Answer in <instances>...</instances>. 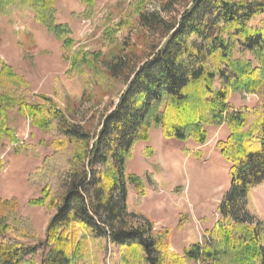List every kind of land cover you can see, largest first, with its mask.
I'll use <instances>...</instances> for the list:
<instances>
[{
	"label": "trees",
	"instance_id": "obj_1",
	"mask_svg": "<svg viewBox=\"0 0 264 264\" xmlns=\"http://www.w3.org/2000/svg\"><path fill=\"white\" fill-rule=\"evenodd\" d=\"M80 1L87 11L95 2ZM17 9L32 13L62 48L71 44L68 29L56 24L53 0H0V13ZM136 15L140 26L160 31L165 41L124 76L125 87L96 130L50 99L33 97L27 82L0 64V141H16L8 125L9 112L16 111L31 126L53 133V154L45 163L54 157L59 162L48 170L57 172L56 180L44 178L41 196L31 202L54 210L43 238L16 215L13 203L0 201V264H89L84 242L104 255L115 248V264H264V224L250 208L251 192L264 183V0H190L170 21L143 10ZM120 65L111 71L121 72ZM237 90L256 93L260 105L236 109L228 96ZM223 124L229 134L219 152L230 170L217 208L221 220L204 243L178 257L168 234L154 233L149 220L128 211L127 191L136 182L126 162L152 127L166 138L203 143L205 126Z\"/></svg>",
	"mask_w": 264,
	"mask_h": 264
},
{
	"label": "rangeland",
	"instance_id": "obj_2",
	"mask_svg": "<svg viewBox=\"0 0 264 264\" xmlns=\"http://www.w3.org/2000/svg\"><path fill=\"white\" fill-rule=\"evenodd\" d=\"M189 2L95 0L87 11L80 0H53L56 24L70 32L71 44L65 49L32 13L5 10L0 13V64L25 80L33 97L50 99L66 116L93 131L113 110L117 92L125 87L124 76L137 71L165 41L160 31L140 26L136 12L159 14L170 21ZM243 58L253 60L246 53ZM115 65L123 68L121 72L111 71ZM113 75L121 78H105ZM214 86H219L218 78ZM228 102L236 109L260 105L256 93L241 90L231 91ZM8 122L16 141H0V201L13 203L16 215L28 220L35 234L43 238L54 210L31 202L41 196L44 178L52 183L57 178V172L49 175L48 170L59 163L58 158L45 163L53 154L54 135L31 126L16 111L9 112ZM204 131L206 140L199 143L166 138L160 128L152 127L148 139L132 147L125 166L136 182L127 191L128 211L149 220L154 233L168 234L169 247L178 257L204 243L218 227L217 208L229 187L230 165L219 152L228 129L224 124L207 125ZM250 197V208L264 224V183ZM82 249L90 255L85 259L89 264H115L119 257L115 248L108 247L104 255L91 242H84Z\"/></svg>",
	"mask_w": 264,
	"mask_h": 264
}]
</instances>
